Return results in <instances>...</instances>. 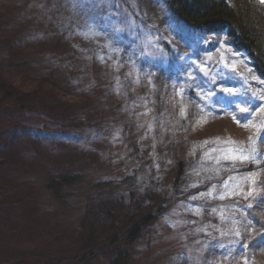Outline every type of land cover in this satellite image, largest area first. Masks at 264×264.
Instances as JSON below:
<instances>
[{"label": "rangeland", "instance_id": "374dc122", "mask_svg": "<svg viewBox=\"0 0 264 264\" xmlns=\"http://www.w3.org/2000/svg\"><path fill=\"white\" fill-rule=\"evenodd\" d=\"M10 2L12 8H17V13L14 14L11 9L9 15L7 11L14 22L13 25H9L7 33L12 35L14 30L18 36L16 37L18 43L22 44L19 46L22 52H25V57L22 58L26 61H32L34 58L33 62H36L38 68L40 66L43 68L42 64L51 56L49 57L48 54L46 58L38 52L39 50L32 51V40L34 41L33 44H36V40L40 44L42 42L40 35L43 33L39 35L40 38H37V35H35L36 39L32 37L30 29L34 19L42 25V29L48 23L54 25V32L58 30L67 40L73 39L79 44L87 41V45L91 44L88 42L93 41L99 47L98 53L100 54L107 50L110 54L116 55L118 53L116 50L119 46L113 42L114 39L111 37L106 41L107 35L104 31L119 33L121 29L136 40L138 50H135L134 56L142 55L149 64L158 65L159 68L161 66L165 70L169 66H173L176 76L174 80L182 84L181 92L185 93L184 90L188 87L193 91L196 90L203 97L202 100L205 102L201 105L202 110L205 108L209 110L208 103H210L222 108V111L226 110V114L232 116L231 121H225L224 124H220L216 128L213 124H208L206 116H200L198 111L194 113L193 109L198 107L196 103L185 104L181 96H178L177 99L175 95H172L173 99L169 101L172 108H168L171 115H168L167 122L170 123L171 118H176L180 119L179 124L181 125V122L186 118L184 123L186 125L190 123L187 126L184 124L183 127L178 126L177 131L180 135L185 133L187 129L194 135L192 137L197 139L208 137L211 141L218 138L221 141L215 145L204 138L200 146L195 147L205 161L200 163L193 158L190 162L189 166L192 168L186 173L187 180L185 178V181L188 183V187L183 191L185 192L183 198L174 204L171 201L166 209L168 211L166 214L159 217L153 214L155 220L147 227L143 235L142 243L145 244L140 245L138 249L136 248L138 256L130 257L128 255L125 260L126 263L137 264L142 260L139 255H143L147 257L143 264H173L174 259H176L173 249H181V253L190 254L187 264H200L204 253H206V246L202 241L216 238L218 244L213 245L214 250L211 252L210 260L222 261L224 259L228 264V258L230 254H233L235 247L232 246V243L226 244L227 250H224L221 249L224 242H220L227 237L229 238L227 241L231 242V240L236 239V236H242V232L244 235L246 231L250 232L249 210L246 208L248 206H243L250 200L253 180L258 174L264 176V165L262 164L264 161V142L260 146L264 136L262 134L253 136V128H238L237 126L240 124L237 123L239 120L237 118L242 113L239 111L246 110L247 112L250 100L255 102L264 97V82L246 67H242L244 65L240 56L230 49L223 39L213 38L210 42V38L205 39L190 34L189 26L184 29L179 27V31L183 30V32L178 33V23L175 18L169 16L163 0H6L4 4L0 2V7L8 9L7 6ZM112 8L116 9V13L108 12L107 9ZM79 18L82 20V26L79 29L74 28V22H76L75 20L78 21ZM15 30H24L25 33L21 35L20 31V33H16ZM163 43L170 45L169 54L164 51ZM79 44L75 43V46ZM75 46L73 45V47ZM210 46H214V48L209 50ZM70 47L72 46L70 45ZM76 49L79 54L85 55V57H81L79 62L86 66V72L89 73L91 68L89 69L90 64L87 60H90V55L86 54L87 48L84 46L82 49V45H79ZM1 52L2 47H0V54ZM40 54L44 56L41 61L39 59ZM121 61L123 62V60ZM132 61L133 63L131 66L129 65L127 70L130 83L131 79H137L141 76L140 73H143L144 76L151 74L152 70L147 65V71H143V65L137 64V59ZM172 61L173 64H171ZM58 63L65 64L66 58L58 59ZM201 68L205 70L201 71ZM84 70L74 74L73 77H77V81L73 78L74 82H71L70 86L75 90L79 86L81 91L87 90L89 92L87 88H90L93 83L87 84L84 81L78 83L80 78H83L81 75ZM106 71L109 72V70ZM104 72V69L100 70V74H104ZM159 72H157L158 76L163 73ZM190 75L194 76L195 79H189ZM103 77L100 79L102 80ZM84 78L87 79L88 77ZM229 81L235 82L228 84ZM244 84L253 94H259L260 98L258 96L257 99L248 98L246 93L242 91ZM225 89L230 91L225 92ZM103 91L105 98L100 99V111H103L104 118L113 115L110 128L103 130V133L99 132L100 127L97 125L100 121L95 122L96 124L91 126L90 131L83 128L89 132L85 133L87 139L82 144L75 137L71 139L60 137L67 135V133L81 135L82 132L77 133L75 129L62 128L56 118L34 112L21 114L23 117H29L30 124L14 128L10 133L4 135L0 133V161L6 159L9 161L5 167L0 168V180L9 186L16 184L17 187L11 196L7 194V198L16 197L20 193L19 191L23 190L22 188L30 184L38 185L36 178H31L29 173L34 168L39 169V162L43 166L48 159L50 161L55 159V153H62L59 151L61 150L59 148L61 142L74 150L82 162L88 164L89 160H97L99 166L92 163L91 167L88 166L90 171H86L91 175V180L96 177L95 180L97 181H107L112 177H118L117 169L120 166L115 161H110V157L113 152L122 150V146L127 140L126 137L132 130H134L135 138L140 139L139 147L136 145L140 157L150 155L152 149L163 148L166 143V135L168 138L169 135L166 129L156 121L154 109H140V106L135 105L136 103L133 106L130 105L128 98L125 95L121 96L123 91L121 79L118 80V89H105ZM145 93H147L146 89L144 90ZM182 93L181 95H183ZM96 98V96L89 95L91 103H96ZM163 106L161 104L157 108L162 110ZM44 110L46 113L50 112L47 108ZM114 120L120 121L119 125L122 128L114 126ZM15 121H17L16 113L12 111L0 112V127ZM88 122L90 121H83L85 124ZM192 123L195 124L194 129L191 127ZM25 126H27L26 130ZM135 127H137L136 132ZM39 132L48 134V140L37 139L36 133ZM208 134L211 136L209 137ZM217 134L220 135L216 137ZM176 142L179 141L176 140ZM10 144H12L11 148H9ZM30 148L35 149L36 153L46 154L47 151L50 152L49 158L44 157L46 159L42 163L43 158L41 157L40 160L36 157L33 158ZM114 156L119 157L118 154H114ZM87 157L89 159H86ZM169 159L167 161L171 170H166L168 174H163L161 177L168 183L171 182L169 178L173 180V167L178 161L174 159L172 154ZM140 167L136 165L134 158L123 168V172L118 174L136 173ZM211 167H222L224 170L232 169L233 172L221 179L213 174L212 169H208ZM110 170L111 173L107 178V172ZM1 196L0 194V198ZM7 198L4 197V199L9 200ZM3 202L6 204L0 205V264H39L38 261L41 260L51 261L52 258L56 259V257H62L66 254L72 256L78 254L76 246L73 247L69 244V250L65 246L55 245L57 242L65 240L66 236L73 231V227L70 230L69 227L76 220L70 215H75L74 212H66V217L59 218L52 216L53 211L51 212V209L47 208L49 206L40 208H36L32 204L9 206L8 201ZM42 214L44 219L41 224H43L39 228L34 225L32 218H40ZM78 214L76 215L78 216ZM65 224L67 225L65 226ZM58 228L61 229L62 234L56 236L55 233ZM211 234L215 236H210ZM77 238L81 239L78 236ZM86 243L85 247H78L79 252L91 248L88 246L91 244L90 241ZM221 251L225 254L221 255ZM240 255L242 256H235L231 264H244L246 254L241 252ZM86 264L108 263L106 259L97 257Z\"/></svg>", "mask_w": 264, "mask_h": 264}, {"label": "trees", "instance_id": "16d2710c", "mask_svg": "<svg viewBox=\"0 0 264 264\" xmlns=\"http://www.w3.org/2000/svg\"><path fill=\"white\" fill-rule=\"evenodd\" d=\"M4 1L6 0H0L3 4ZM163 1L168 8L165 9L168 11L169 16L175 18L178 23V33L183 32V30L179 31V27L184 29L189 26L191 29L190 34L205 39L210 38V42L213 38L223 39L229 48L240 56L244 65L242 67H246L264 82V4H261L260 0ZM7 7L8 9L0 7V47H2L0 54V112L12 111L16 113L17 121L0 127V133L4 135L10 133L14 128L30 124L29 117H23L21 114L34 112L56 118L62 128L75 129L77 133L82 132L81 135L67 133V135L60 136L69 139L75 137L82 144L87 139L85 133L91 130V126L95 125V122L100 121L97 126L100 127L98 131L101 133L106 128H110L113 115L104 118L103 111H100L99 102L101 98H105L103 90L118 89V80L121 79L123 89L121 96L125 95L132 106L136 103L135 105L140 106V109H154L156 121L166 129L169 138L166 135V143L163 148L152 149L150 155L140 157L138 153L140 139L135 138V135H133L134 130H132L126 137V142L124 144L123 141L120 143L121 146L123 144L122 150L119 149L116 153L113 152L110 157V161L113 160L120 166L117 169L118 177H112L107 181H97L95 180L96 177L91 180V175L86 171H90L89 167L92 163L99 166L97 160H89L88 164L82 162L77 157L76 152L66 146L64 142L59 145L61 149L59 151L62 153H53L55 156L53 161L48 159L45 162L46 158L44 159V157L49 158L50 152L47 151L46 154L48 155L46 156V154L36 153L35 149L30 148L33 158L36 157L40 160L42 157L41 162H45L43 166L39 162V169L34 168L29 173L31 178H36L38 185L33 186L30 184L22 188L23 190L19 191L20 193L16 197L10 199L6 196L7 194L11 196L15 192L17 189L16 184L9 186L0 180V194L2 195L0 205L6 204L3 201H8L9 206H17V204H32L36 208L49 206L47 208L51 209V212L53 211L52 216L59 218L66 217V212H74L75 215H70L76 220L70 227L68 224L69 230L73 227V231L66 236L65 240L62 241L63 243L59 241L55 245L65 246L68 249L69 244L73 247L76 246L78 254L76 256L66 254L62 257H56V259L52 258L51 261L41 260L38 261L39 264H86L97 257L106 259L108 264H131L126 263L125 260L128 255L130 257L138 256L136 248L138 249L140 245L145 244L142 243L143 235L147 227L155 220L153 214L158 217L166 214L168 212L166 209L171 201L174 204L183 198L185 193L183 191L188 187V183L185 181V178L187 180L186 173L192 168V166H189L192 159L195 158L200 163L205 161L195 147L198 148L202 140L204 138L208 139V137L202 135L204 138L197 139L192 137L194 135L187 129L185 133L180 135L177 131L178 126L183 127V124L184 126L190 124L186 125L184 123L186 118L181 122V125L179 124L180 119L176 118H171L170 123L167 122L168 115H171L168 108H172L169 105L170 99H173L172 95H175L177 99L178 96H181L185 104L196 103L198 107L193 109L194 113L198 111L200 116H206L208 124H213L216 128L220 124H224L225 121H231L232 116L227 115L226 110L222 111V108L208 102L209 110L206 108L202 110L201 105L205 102L202 100L203 97L196 90L193 91L188 87L184 90L186 94L181 92L182 84L174 80L176 76L173 66H169L165 70L160 65L159 68L158 65L149 64L142 55L134 56L136 54L135 50H138L136 40L121 29L119 33L104 31L107 35L106 41L111 37L114 39L113 42L119 46L116 50L119 56L116 57L117 54H110L108 50L102 54L98 53L99 47L93 41L88 42L91 44L87 45V41L79 44L75 40L74 42L73 39H65L58 30L54 32L55 26H52V24L48 23L42 29V25L34 19L30 29L32 37L36 39L35 35H37V38H40L39 35L43 33L40 35L42 39L40 44L37 40L36 44H33L34 41L32 40V51L39 50L38 52L45 57L48 54L49 57L51 56L42 64L43 68L41 66L38 68L36 62L34 61L35 64L33 62L34 58L32 61H26L22 58L25 57V52H22L19 46L22 44L18 43L16 38L18 36L14 33V30L12 35L7 33L9 25L14 23L9 17L11 9L14 14L17 13V8H12L11 2ZM107 10L116 13L115 8ZM75 21L74 28H81L82 20L79 18L78 21ZM15 31L16 33L21 32V35L25 33L24 30ZM75 43L82 45V49L84 46L87 48L86 54L90 55V60H87L90 64L89 69L91 68L89 73L86 72V66L79 62L81 57H85V55L77 52L76 48L79 45L75 46ZM163 46L164 51L169 54L170 45L163 43ZM213 48V46H210L208 49ZM44 56L41 55L40 61ZM60 58H66V63L57 64ZM133 59L138 60L137 64L143 65V71H147V65L152 72L145 76L140 73L142 75L137 79L134 78L135 80L131 79L130 83L127 70L129 65L131 66L133 63ZM173 63L172 61L171 64ZM101 69L105 71L104 74L101 73L104 77L100 74ZM81 70H84L83 74H80L83 78H80L81 80L78 83L83 81L87 84L93 83L94 86L87 88L89 92L87 90L81 91L79 86L76 90L70 86V83L74 82L73 78L77 81V77H73L74 74L76 72L80 73ZM106 70H109V72ZM158 71L163 73L159 74V72L158 76ZM101 77H103L102 80ZM122 81L125 82L122 83ZM233 82L229 81L228 84ZM145 89L147 93L144 94ZM242 91L250 99H257V96L260 98L259 94H253L246 84H244ZM89 95L96 96L97 102L91 103ZM249 102L247 112L246 110L239 111L242 113L237 118L239 119L237 123L240 124L237 127L240 129L253 128V136L260 134L264 136V97L260 100L257 99L255 102L251 100ZM161 104L164 106L162 110H159L157 107ZM45 108L49 109L50 112L46 113ZM235 110L237 109L235 108ZM85 120L90 122L85 124L83 123ZM119 123L120 121L114 120L113 124L122 128ZM191 127L194 129L195 124L192 123ZM26 128L27 126H25V130ZM83 128H87L89 131H85ZM136 130L137 127H135V132ZM47 135L45 132H39L36 133V138L48 140ZM219 135L215 136L218 137ZM176 140L179 142H176ZM220 141V138L212 141L208 139V142L215 145ZM263 142L264 138L260 146ZM10 146L12 147V144L9 145V148H11ZM170 153L178 161L173 167V180L169 178L171 182L168 183L161 177L163 174H168L166 170H171L167 161L170 160ZM114 154H118L119 157L114 156ZM134 158L136 165L141 166V173L139 170L132 174H118L123 172V168ZM86 159H89V157ZM120 159H122L121 162ZM8 163L7 159L1 160L0 168L5 167ZM262 164L264 165V161ZM110 173L111 170L107 172V178ZM4 197L9 200L4 199ZM243 207L249 210L250 232L246 231L245 235L242 232V236H236V239L231 240V242L227 241L229 239L227 237V239L220 242H224L223 245L225 246V248L222 246L221 249L227 250L226 244L230 243L235 247L233 254H230L228 258V264H231L235 256H241V252L246 254L247 264H264V176L258 174L253 180L250 200ZM77 213H79L78 216ZM41 216L40 218H32L34 225L39 228L42 226L41 221L44 219V215ZM55 234H57L56 236L61 235V229L58 228ZM77 236L81 239H78ZM210 236L214 237L215 235L211 234ZM89 241L91 244L88 246L91 248L79 252L78 247H85L86 242ZM202 242L206 246V253H204L200 264H227L224 259L222 261L218 259L210 260L211 252L214 250L213 245L218 244L216 238ZM175 250L173 249V252H175L173 254H175L176 259H174L173 264H187L190 254L181 253V249ZM220 254L224 255L225 253L221 251ZM139 257H142V260L137 264H143L147 259L143 255H139ZM255 258L257 259L254 260ZM245 260L243 261L244 264Z\"/></svg>", "mask_w": 264, "mask_h": 264}, {"label": "snow or ice", "instance_id": "6c2138e0", "mask_svg": "<svg viewBox=\"0 0 264 264\" xmlns=\"http://www.w3.org/2000/svg\"><path fill=\"white\" fill-rule=\"evenodd\" d=\"M260 3H261V4H264V0H260ZM197 67H199V66H197ZM200 70H201V71H204L205 69H204V68H201ZM189 79H195V77L190 75V76H189ZM190 86H191V85H190ZM224 91L227 92V91H230V90H229V89H225ZM237 235H239V234L237 233ZM245 264H247V260H245Z\"/></svg>", "mask_w": 264, "mask_h": 264}, {"label": "bare ground", "instance_id": "6f19581e", "mask_svg": "<svg viewBox=\"0 0 264 264\" xmlns=\"http://www.w3.org/2000/svg\"><path fill=\"white\" fill-rule=\"evenodd\" d=\"M214 47V46H213ZM214 173V172H213Z\"/></svg>", "mask_w": 264, "mask_h": 264}]
</instances>
